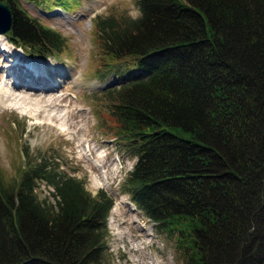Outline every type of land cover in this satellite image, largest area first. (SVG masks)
<instances>
[{
	"label": "trees",
	"instance_id": "obj_1",
	"mask_svg": "<svg viewBox=\"0 0 264 264\" xmlns=\"http://www.w3.org/2000/svg\"><path fill=\"white\" fill-rule=\"evenodd\" d=\"M11 9L9 42L39 58L66 37ZM59 1L69 9L65 0ZM92 19L98 126L136 158L120 189L175 242L183 264H264V0H134ZM0 172V264H105L104 189L37 154ZM43 183L50 189L40 198Z\"/></svg>",
	"mask_w": 264,
	"mask_h": 264
},
{
	"label": "rangeland",
	"instance_id": "obj_2",
	"mask_svg": "<svg viewBox=\"0 0 264 264\" xmlns=\"http://www.w3.org/2000/svg\"><path fill=\"white\" fill-rule=\"evenodd\" d=\"M58 2L48 0L42 5L20 2L30 15L66 37V51L61 55L27 60L29 66L31 62L40 65L35 59L46 62L43 63L47 70L40 74L41 78L32 79L28 71L13 65L19 61L23 49L9 42L7 33L0 34L6 56L10 54L6 61L0 60V172L7 181L18 178L19 169L26 163V146L30 158L37 154L59 156L61 168L84 178L90 192L104 189L114 200L107 219L105 264H183L174 240L156 228V223L121 191V183L136 158L128 155L113 136L103 133L88 98L91 92L122 82L118 76L99 80L94 75L98 65L92 19L113 12L136 17L139 15L136 3L134 0H65L67 10ZM16 47L21 50L16 51ZM10 52L15 55L12 63ZM37 65H31L33 71ZM21 80L31 82L41 93L48 89L55 92L43 99L25 91L11 95L8 90ZM3 93L8 96L4 97ZM54 102L65 106L57 107ZM49 189L40 183L39 197L48 196ZM140 226L148 233L142 240L135 236ZM121 243L124 250L119 248Z\"/></svg>",
	"mask_w": 264,
	"mask_h": 264
},
{
	"label": "bare ground",
	"instance_id": "obj_3",
	"mask_svg": "<svg viewBox=\"0 0 264 264\" xmlns=\"http://www.w3.org/2000/svg\"><path fill=\"white\" fill-rule=\"evenodd\" d=\"M0 60H2V62H4V61H6L7 60V56H9L10 54H8L7 56H6V48H5V46L3 45V43L2 42H0ZM34 62H36V63H39L40 65H37V64H35V63H33V62H31V65H37L38 67H36L34 70V72H36L37 74H41L43 71H45V70H47L45 67V64L44 63H46L45 61H36V59L34 60ZM44 62V63H43ZM30 65V66H31ZM46 65H48V64H46ZM7 66V65H6ZM12 65H10V67H11ZM20 68V67H19ZM48 68V67H47ZM1 69V68H0ZM49 70V69H48ZM60 73V72H59ZM6 76L8 77V78H11V75H10V77H9V73H7L6 74ZM31 76V75H30ZM6 77V78H7ZM32 77V76H31ZM32 79H34V77H32ZM31 80V79H30ZM22 82H18L16 85H12L11 87H10V89L8 90V91H10L11 93V95H15L16 94V91L17 92H19V93H21L22 91L24 92H29L32 96H37V97H40V98H45V96L46 95H49L50 93H54L55 91H54V89H48V91L47 92H44V93H41L40 91H39V89H37L31 82L29 83V82H27L26 80L25 81H23V80H21ZM5 85V84H4ZM9 88V87H8ZM50 88H52V85L50 86ZM50 90V91H49ZM4 97H7L8 96V94H5V93H3L2 94ZM53 95V94H52ZM63 101V100H62ZM55 103V102H54ZM55 105L58 107V106H65V105H63L61 102H57V103H55ZM137 222V221H136ZM147 231L144 229V227L143 226H140V229H138V231H137V234L135 235V236H138L139 237V239H144L145 237H147Z\"/></svg>",
	"mask_w": 264,
	"mask_h": 264
},
{
	"label": "water",
	"instance_id": "obj_4",
	"mask_svg": "<svg viewBox=\"0 0 264 264\" xmlns=\"http://www.w3.org/2000/svg\"><path fill=\"white\" fill-rule=\"evenodd\" d=\"M11 27V9L7 2L0 0V34H5Z\"/></svg>",
	"mask_w": 264,
	"mask_h": 264
}]
</instances>
